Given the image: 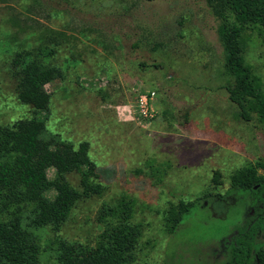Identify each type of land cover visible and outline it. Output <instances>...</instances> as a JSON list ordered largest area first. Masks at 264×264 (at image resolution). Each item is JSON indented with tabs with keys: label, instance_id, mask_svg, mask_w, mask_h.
Segmentation results:
<instances>
[{
	"label": "rangeland",
	"instance_id": "obj_1",
	"mask_svg": "<svg viewBox=\"0 0 264 264\" xmlns=\"http://www.w3.org/2000/svg\"><path fill=\"white\" fill-rule=\"evenodd\" d=\"M223 17L231 19L221 0L214 8L204 0H0V125L34 116L17 99L16 55L56 68L44 86L48 107L34 116L40 137L87 142L101 186L76 200L58 230H32L39 264H58L60 241L95 246L115 222L102 209L122 200L140 231L132 264H234V239L243 264H254L264 244V221L252 225L264 215V130L228 100ZM243 58L264 85L260 37L245 33ZM151 91L155 113L143 118L136 99ZM79 178L66 176L78 192ZM178 200L197 204L171 232L166 219Z\"/></svg>",
	"mask_w": 264,
	"mask_h": 264
},
{
	"label": "trees",
	"instance_id": "obj_2",
	"mask_svg": "<svg viewBox=\"0 0 264 264\" xmlns=\"http://www.w3.org/2000/svg\"><path fill=\"white\" fill-rule=\"evenodd\" d=\"M204 1L214 8L218 0ZM221 1L231 16V19L223 17L217 28L223 66L232 80L226 87L228 100L237 106L241 119L250 121L254 117L264 130V85L243 58L246 32L260 37L264 45V0ZM14 64L19 67L17 99L29 105L34 116L45 111L50 96L44 86L59 77L58 70L35 59L24 60L20 54L16 55ZM34 116L11 126L0 125V264H39L32 230L44 226L58 230L80 196L101 192V186L94 181L96 165L88 156L89 144L80 142L73 146L43 140L40 137L43 121ZM49 171H52L50 177ZM72 172L79 173L80 192L66 179ZM219 178V172L214 171L212 184L218 185ZM196 202L177 201L166 219L171 232L195 208ZM131 206L130 200H122L116 208L102 209V219L106 222L109 217L115 222L105 224L91 248L58 242L57 263L132 264L140 231L131 222ZM27 207L30 208L24 216ZM258 221H264V215L257 217L252 225ZM233 249L234 264H243L244 246L234 239ZM253 263L264 264V244L254 247Z\"/></svg>",
	"mask_w": 264,
	"mask_h": 264
},
{
	"label": "built area",
	"instance_id": "obj_3",
	"mask_svg": "<svg viewBox=\"0 0 264 264\" xmlns=\"http://www.w3.org/2000/svg\"><path fill=\"white\" fill-rule=\"evenodd\" d=\"M156 99L154 91L145 94H138L136 99V107L138 114L143 118H151L154 115L153 102Z\"/></svg>",
	"mask_w": 264,
	"mask_h": 264
}]
</instances>
